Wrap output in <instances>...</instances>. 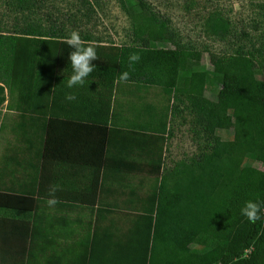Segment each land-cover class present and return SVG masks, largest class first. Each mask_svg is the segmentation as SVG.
<instances>
[{"label": "trees", "instance_id": "16d2710c", "mask_svg": "<svg viewBox=\"0 0 264 264\" xmlns=\"http://www.w3.org/2000/svg\"><path fill=\"white\" fill-rule=\"evenodd\" d=\"M15 2L18 12L31 10V0ZM120 4L132 24V43L119 45L83 36L82 40L95 46L98 59L85 84L71 89L81 93L91 88L97 102L106 106L122 83L143 90L157 87L168 96L181 92L183 64L199 54L178 46L151 47L152 36L174 41L168 20L141 0L136 6L126 0ZM23 17V27L0 32V110L7 102L8 112L14 110L24 117L43 113L38 109L50 101L58 65L59 70L72 72L68 59L72 49L63 42L68 36L65 29L44 28ZM205 28L219 41H226L230 32L229 23L217 14L207 17ZM132 53H139L141 59L130 68L128 57ZM256 55L264 63V36L257 49L238 48L213 58L221 85L217 101L202 95L204 73L194 75L197 83L183 91L194 117L195 133L205 142L198 153L170 170L159 173L160 163H151L158 184L146 198L140 222L143 237L138 263L134 264H264V207L262 219L255 224L241 215L247 201L264 203V170L253 164L264 147V79L254 73ZM125 71L130 79L117 82ZM68 79L63 77L65 85ZM89 80L92 84H87ZM6 90H10L9 97ZM222 106L231 118L230 141L216 135L222 124ZM3 127L1 124L0 131ZM161 130L165 131L164 125ZM247 250L250 252L245 256Z\"/></svg>", "mask_w": 264, "mask_h": 264}, {"label": "crops", "instance_id": "0c3cea01", "mask_svg": "<svg viewBox=\"0 0 264 264\" xmlns=\"http://www.w3.org/2000/svg\"><path fill=\"white\" fill-rule=\"evenodd\" d=\"M58 67L42 114L23 117L4 106L16 173L0 179V264L138 263L151 189L137 176L156 173L145 154L161 123L128 104L129 93L143 89L119 84L110 106L102 105L91 88L67 89L62 79L72 72ZM70 93L76 100L66 99ZM53 184L60 203L50 208Z\"/></svg>", "mask_w": 264, "mask_h": 264}, {"label": "rangeland", "instance_id": "374dc122", "mask_svg": "<svg viewBox=\"0 0 264 264\" xmlns=\"http://www.w3.org/2000/svg\"><path fill=\"white\" fill-rule=\"evenodd\" d=\"M137 1L126 0V3L136 6ZM141 1L168 20L171 33L174 35V41L166 36L150 37L151 47L174 49L178 46L199 54L195 59L183 64L181 74L185 83L180 85L181 92L175 91L168 96L157 87H147L143 93H138L139 96L136 93H129L128 104L135 108L139 106L140 118L143 110L147 121H159L161 128L163 125L165 127V131L161 130L158 140L152 144L151 151L145 154V163L147 165L160 163L159 173H162L163 169L170 170L178 162L189 160L199 152L205 142L202 135L195 133L194 117L183 91L197 83L194 75L204 73L206 80L202 95L211 101H217L221 85L212 60L214 57L232 54L238 48L253 50L260 46L264 36V0ZM31 2V10L23 14L17 11L15 0H0V32H13L17 27H23L25 15V19L44 28L49 26L63 28L67 35L75 30L80 33L81 38L88 34L93 39L107 43L119 45L132 43V24L121 8L120 0H31ZM211 14H217L229 23L230 32L226 41H219L207 34L205 21ZM253 69L257 78L264 79V63L259 57L253 60ZM13 88L18 90V86L14 85ZM9 93L10 90H6L7 97ZM6 105L7 102L4 106ZM4 106L0 111V118L4 114L2 120L3 122L6 120V130L4 129L2 133L3 137L0 136V179L9 178L16 173V169L12 168L15 161L10 159V154H13L11 149L15 143L8 141L9 113L4 112ZM221 114L222 124L216 135L222 141H230L233 139V130L226 107H221ZM260 149L261 153L253 164L264 170V147ZM137 179L140 184L152 190L155 184H158L155 175L143 174L137 176Z\"/></svg>", "mask_w": 264, "mask_h": 264}, {"label": "clouds", "instance_id": "9594fccd", "mask_svg": "<svg viewBox=\"0 0 264 264\" xmlns=\"http://www.w3.org/2000/svg\"><path fill=\"white\" fill-rule=\"evenodd\" d=\"M63 42L72 49L69 53L68 59L71 64L72 74L67 80V87L69 89L76 86H83L87 77L95 70L94 61L98 59L95 46L91 42H85L81 39L80 33L73 30L67 37L63 39ZM141 57L139 53H132L128 57L129 67L138 63ZM130 79V73L125 71L118 77L117 82H127ZM68 101L76 100L74 94H68L66 96ZM61 188L57 184L50 185L48 190L49 199H47V206L54 208L60 201L56 198V193ZM262 207L264 203L247 201L244 207L241 209V215L244 216L248 222L255 224L262 219Z\"/></svg>", "mask_w": 264, "mask_h": 264}, {"label": "built area", "instance_id": "2783aa9c", "mask_svg": "<svg viewBox=\"0 0 264 264\" xmlns=\"http://www.w3.org/2000/svg\"><path fill=\"white\" fill-rule=\"evenodd\" d=\"M249 252H250V250H247V251L245 252V256H246V254L249 253Z\"/></svg>", "mask_w": 264, "mask_h": 264}]
</instances>
